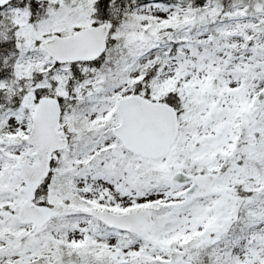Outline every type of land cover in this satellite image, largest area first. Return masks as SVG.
<instances>
[{
    "label": "snow or ice",
    "instance_id": "snow-or-ice-1",
    "mask_svg": "<svg viewBox=\"0 0 264 264\" xmlns=\"http://www.w3.org/2000/svg\"><path fill=\"white\" fill-rule=\"evenodd\" d=\"M0 264H264V0H0Z\"/></svg>",
    "mask_w": 264,
    "mask_h": 264
}]
</instances>
